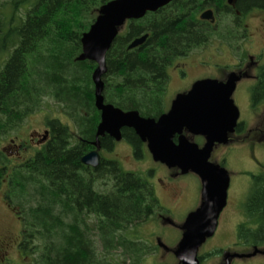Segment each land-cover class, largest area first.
<instances>
[{
	"label": "trees",
	"instance_id": "16d2710c",
	"mask_svg": "<svg viewBox=\"0 0 264 264\" xmlns=\"http://www.w3.org/2000/svg\"><path fill=\"white\" fill-rule=\"evenodd\" d=\"M108 1L0 0V137L18 129L45 97L62 103L77 129L50 118L49 140L41 148L14 163L0 149V188L7 180L5 200L23 221L20 248L32 254L29 264H143L159 248L130 237L134 227L165 211L150 181L118 159L102 157L95 168L82 161L94 148L101 112L92 79L97 63L78 57L83 34ZM226 1L173 0L128 20L107 53L105 102L145 117L166 112L168 67L216 36L234 34L214 33L216 24L197 17L211 6L225 12ZM236 1L241 9L264 7V0ZM146 33L144 44L128 49ZM252 100L264 101V70L252 87ZM122 133L141 156L135 131ZM100 140L112 149V138ZM244 208L247 220L238 226L239 239L263 248L264 172L253 175ZM199 258L204 264V256Z\"/></svg>",
	"mask_w": 264,
	"mask_h": 264
},
{
	"label": "water",
	"instance_id": "95a60500",
	"mask_svg": "<svg viewBox=\"0 0 264 264\" xmlns=\"http://www.w3.org/2000/svg\"><path fill=\"white\" fill-rule=\"evenodd\" d=\"M173 0H110L104 3L95 21L82 36L83 52L79 60L89 59L97 63L92 79L95 86V105L101 111L95 148L82 157L85 164L94 167L100 162L101 136L110 135L115 140L123 138V128H133L155 161L167 167H177L182 174L193 172L202 182V202L191 211L182 224V237L173 250L177 264H201L199 252L203 244L218 228L222 211L228 203L231 178L227 168L211 160L216 144H227L230 134L239 125L240 109L233 95L241 76L231 72L226 80L201 78L187 92L179 93L170 109L159 117H145L136 109L124 110L105 102L103 95L107 73V53L127 20L139 19L149 11H157ZM230 2L232 0H229ZM204 19L214 21L213 10H205ZM148 34L137 37L128 49L145 43ZM205 136L201 146L183 133ZM48 131L46 132L47 135ZM179 135L178 142L174 140ZM160 246L169 249L158 241ZM171 249V248H170ZM264 251L255 247L249 253H229L224 264H231L234 257H252Z\"/></svg>",
	"mask_w": 264,
	"mask_h": 264
},
{
	"label": "rangeland",
	"instance_id": "374dc122",
	"mask_svg": "<svg viewBox=\"0 0 264 264\" xmlns=\"http://www.w3.org/2000/svg\"><path fill=\"white\" fill-rule=\"evenodd\" d=\"M217 42L218 40L213 38L205 47L195 48L184 59H179V61H189L190 64L187 65L189 74L182 77L179 85L176 71L171 74V65L168 67L169 81L164 102L165 107L168 108L174 97L178 93L188 89L198 78L220 79V76L225 77L222 72L223 70L227 68V70L233 69L234 63L230 62L239 57L233 59L232 54L234 53L228 51L229 48L224 43H220L221 49H224V51H219L218 53L217 50L219 48L216 49ZM238 47L241 50L242 47L245 50L247 48L248 52H252V49H254L248 41L242 42V45L238 44ZM215 52H217V57L211 60ZM204 57L206 59L210 58L208 61H205V64L201 62ZM219 57L225 63L221 62ZM247 61L252 62L251 59H247ZM248 69L249 73H255V70ZM253 84L254 80L252 78H242L238 82L233 95L241 112L242 132L237 135L233 134L231 143L226 146L216 147L212 153L213 161L224 163L229 172L231 183L228 190L229 204L221 213L217 231L212 237L207 239L200 249V254L204 256V264H223L225 262L224 254L218 252L221 248L224 251H228L225 252L226 254L232 252L249 253L254 250L252 245H248L243 240H240L238 235L239 224L247 220L244 203L251 190L253 175L264 172V101L259 104L253 103L251 99ZM50 118H58L73 126L72 121L64 111L62 103L53 97H45L41 108L24 120L22 123L23 127L20 126L19 129H15L7 135L0 137V148L7 149L13 147L12 139L18 141L21 139L29 140L31 134L35 133V130H38L42 136L47 129V119ZM34 135L36 136V134ZM113 150L112 152H108V156L116 157L127 170L148 176L158 196H161L162 204L170 208L169 217L173 224H169L167 221L161 219L160 216L155 215L134 227L133 233L130 235L133 238L138 237L146 240L152 245H158V241L160 240L171 248L166 249L158 245L159 248L155 253L148 255L143 264H177L178 259L174 255L173 250L177 247L182 237L183 230L179 226L185 221L186 216L199 206L201 198L198 200L195 197L188 206V196L191 195L192 190L189 187L179 186L178 199L172 201L169 197V191L163 188L162 183L159 181L156 183L155 181L156 171L160 177L164 171L168 172V170L160 162L155 161L149 151L146 150L147 153L143 151L142 156H136L132 145L126 139L115 142ZM31 151H33V148H31ZM223 160L225 161L223 162ZM151 170H154V175L150 174ZM183 179L185 182H191L199 187L198 176L195 173L189 172ZM6 189V185L0 188V224H6L14 232L15 236H19L23 229L22 220L16 217L19 214L15 210L9 209L7 211L1 209V207H6ZM249 224L252 227L255 226L254 223ZM7 254L6 259L13 264H29L33 260L32 254L26 255L20 247L14 245L9 247ZM231 264H264V253H258L252 257H235Z\"/></svg>",
	"mask_w": 264,
	"mask_h": 264
},
{
	"label": "flooded vegetation",
	"instance_id": "af4514ba",
	"mask_svg": "<svg viewBox=\"0 0 264 264\" xmlns=\"http://www.w3.org/2000/svg\"><path fill=\"white\" fill-rule=\"evenodd\" d=\"M225 6H226V9H224L225 12L219 11L216 6L206 7V8H204L203 10H201L198 13L197 17L200 18L202 21H209L212 24H216L217 25V30L214 33H234L232 35H228L227 34V37L226 36H224V37L216 36L215 37V39L218 40L217 48H216V49L219 48V50H217L218 53H219V51H224V49H221V45H220V43H224L225 46L227 48H229L228 51L234 53V54H232L233 55V59L236 58V57H239L238 59H235L233 62H230V63H234L233 69L227 70L228 69L227 68V69L222 71L224 73L225 77L220 76V80H226L231 72H236L238 75L241 76V79L242 78H246V77L250 78V79L252 78L254 80V84H253V86H254V85H256L259 82L261 74H262V72L264 70V7H262V6H252V7L246 8V9H244V8L241 9V8L238 7L236 0H232L231 2L229 0H227L225 2ZM208 9L213 10V14H214V18H215L214 21L212 19H204V18L201 17L202 13L205 10H208ZM228 39L230 41H228ZM232 41L235 42L234 44H236V45L237 44L242 45V42L248 41L251 44L252 48H254V49H252V52H248L247 48L245 50V48L242 47V50H241L238 46L237 47L233 46L230 43ZM207 44L208 43L202 44L200 47H205ZM215 54H213V56L211 57V60L217 57V52H215ZM188 55L179 57L171 65V74L174 71H176V73H177L178 85L180 84V81L182 80V77L184 75H188L189 74L188 73L189 70H188L187 65H190L189 61H179V59H184ZM209 59L210 58L206 59L204 57V59L201 62L203 64H205V61H208ZM247 59H251L252 62H248ZM221 62L225 63V61L223 59H221ZM228 63H226V64H228ZM248 68H250L251 70H255V73L254 74L253 73H249V69ZM206 71H207V69H206ZM201 78L202 77H200L198 79H201ZM193 84L194 83H192L191 86L188 89H186L185 91H182L180 93L189 91ZM165 96H166V94H165ZM176 96L174 97V99L176 98ZM251 99H252V88H251ZM171 104H172V102L170 103L168 108L166 107L167 108L166 112L170 109ZM22 125L23 124H21L20 126L23 127ZM19 127H18V129H19ZM72 127H73V131L76 132L77 129L74 130V128H75L74 124H73ZM242 127H243L242 122H240V124L237 127L236 131L234 133L230 134V141L232 139L233 134L237 135V134H240V131L242 132V130H243V129H241ZM126 128H128V127H126ZM51 129H52L51 126L47 124V129L45 130V134H43L42 136H41V133L38 132V130H35L34 134H36V136L34 134H31L29 140L21 139V140L18 141L16 139H12L13 147H10V148H7V149L6 148H0V149L3 150L7 154V156L11 159V161L13 163L14 162H18L20 159H22V158H24L26 156L25 154H29V152H31V148H33V150L35 148H41L42 145H44L47 142V140H49ZM47 131H48V133L46 135ZM183 133L186 134L191 140L197 142L201 146L206 142L205 136H203L201 134H193L186 128L184 129ZM136 135H137V133H136ZM108 136L110 138H112V141H113L112 142V144H113L112 145V149L111 150L105 149L104 147H102V144H101V148H100V151H99L100 152V159L102 157L109 158V159H116V157H109L108 156V152L114 151L113 149H114V146H115V142H117V140H115L110 135H108ZM77 137L79 138V136H77ZM122 139H126L131 144V142L125 136H123ZM139 139H140V143L142 145V153H141V156H142L143 155V151L146 152V150L149 151V149H148L147 142L142 141L140 137H139ZM178 139H179V135L175 134L174 140L176 142H178ZM230 141L227 144H216L214 149L216 147L226 146L229 143H231ZM33 143H35V144H33ZM93 145H94V142H93ZM132 147H133V145H132ZM94 148H95V145H94ZM94 148H91L90 151H92ZM150 155H151V153H150ZM151 157H152V155H151ZM211 160L213 161L212 156H211ZM224 161L225 160H223V162ZM219 163H221V162H219ZM161 164H162V166L166 167L168 172L164 171L163 175L161 174L162 176L159 177V174L156 171V174H155L156 179H155V181H156V183H158V181L160 183H162L163 188L165 190L169 191L170 199L172 201H176V199H178L177 195L179 194V191H180V187L179 186L189 187V188H191L192 191H191V195H190L191 197L188 196V198H189L188 206L191 204V202L193 201V199L195 197L198 198V200L201 198V201H200V204H199V206H200L201 202H202V182H201L200 177L196 174L198 176V181H199V187H197L196 185L192 184L191 182H185L184 181L183 178H185V176L188 175V173L187 174H182L180 172V169L177 168V167L170 168V167H167L163 163H161ZM221 164L224 165V163H221ZM85 165L90 166L92 168H95L92 165H88V164H85ZM98 166H96V167H98ZM150 174L154 175V170H151ZM144 176L153 185V183L151 182L149 177L146 176V175H144ZM3 185H6L8 187L7 180H6L5 183H3ZM3 185L1 187H3ZM153 187H154V185H153ZM104 190H105V186H104ZM156 194H157V192H156ZM157 196H158V194H157ZM160 197H159V200L161 202ZM5 204H6V207L5 208L1 207V209H3V210L5 209L7 211L9 209L15 210L14 208H11V206L7 202H5ZM228 204H229V194H228V203H227V205ZM161 206L165 209V211H162L161 213H158L157 215L160 216L161 219L167 221L169 224H173L171 218L169 217L170 216V212H169L170 208H168L167 206L163 205L162 202H161ZM199 206H197V207H199ZM15 212H16V210H15ZM16 217L20 218L19 216H16ZM22 223H23V221H22ZM183 223H184V221H183ZM179 227H182V225H180ZM13 233L14 232H12L6 224H4V223L0 224V261L1 260L4 261L6 259L7 255H8L7 254L8 253V249H9V247L11 245H14L16 247H20V244L23 241L22 231H21V234L19 236H15ZM255 247H257V246H255ZM255 247L253 246V248H255ZM261 249L264 251V247L261 248ZM225 252H228V251H224V249H223L222 254H224V259H225V262H226V257H227V255H229V253L226 254ZM234 258L231 259V263H232Z\"/></svg>",
	"mask_w": 264,
	"mask_h": 264
}]
</instances>
